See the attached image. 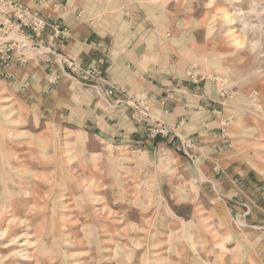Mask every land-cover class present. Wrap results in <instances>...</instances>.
<instances>
[{
    "label": "rangeland",
    "instance_id": "obj_1",
    "mask_svg": "<svg viewBox=\"0 0 264 264\" xmlns=\"http://www.w3.org/2000/svg\"><path fill=\"white\" fill-rule=\"evenodd\" d=\"M139 1L208 34L222 59L225 152L193 163L169 130L157 144L102 140L72 122L85 94L73 78L47 98L0 79V232L11 224L0 264H264L262 194L233 195L216 170L264 190V27L242 31L260 24L244 14L252 0Z\"/></svg>",
    "mask_w": 264,
    "mask_h": 264
},
{
    "label": "crops",
    "instance_id": "obj_2",
    "mask_svg": "<svg viewBox=\"0 0 264 264\" xmlns=\"http://www.w3.org/2000/svg\"><path fill=\"white\" fill-rule=\"evenodd\" d=\"M56 1L55 6H46L37 0H23L48 23L59 22L66 32L56 38L54 51L26 60L28 54L24 62L10 60L0 71L1 80L18 86L25 84L30 96L34 93V97L47 98L65 94V85L69 77L73 78V83L85 90V94L73 97L74 113L70 117L76 130H90L95 137L110 142L148 143L151 140L157 144L162 134H156V138L149 135L147 126L132 119L124 104L113 107L100 102L94 91L80 83L81 70L91 66L101 71L107 81L99 90L109 102L126 100L118 89L128 94L146 91L151 117L169 130L168 142L188 148L195 158L191 162H202L211 154L225 152V144L217 138L221 133H216L218 129L224 130L226 123L222 116L224 102L220 98L223 93L216 82L220 75L217 65L222 66V59L208 54V34H203L200 40L197 29L190 27L182 31V25L174 24L171 18L162 20L158 3ZM150 9L157 18L147 24ZM67 57L76 59L78 71L73 72L66 66ZM109 85L114 88L111 93ZM145 135L147 138L141 139ZM216 170L225 174L223 186L240 190L233 195L239 193L251 198L250 193H257L262 194L259 199H264V190L258 188L260 182L252 190L250 185L238 186L236 174L228 177L223 168Z\"/></svg>",
    "mask_w": 264,
    "mask_h": 264
},
{
    "label": "built area",
    "instance_id": "obj_3",
    "mask_svg": "<svg viewBox=\"0 0 264 264\" xmlns=\"http://www.w3.org/2000/svg\"><path fill=\"white\" fill-rule=\"evenodd\" d=\"M37 2L46 6H55L57 3L56 0H37ZM64 32L66 30L61 28L59 22L48 23L40 12L30 8L23 0H0V70L4 69L13 58L18 62H24L31 52H35V56L39 57L54 51L56 38L64 35ZM65 64L73 72L79 69L73 57H67ZM80 77V83L94 91L100 102L113 107L124 104L132 119L153 126L152 135L167 133L168 129L151 117L149 96L146 91L128 94L127 91L118 89L124 93L126 100L116 99L114 102H109L99 90L101 84H107L101 71L88 66L81 70ZM112 87L108 86L110 93L114 89Z\"/></svg>",
    "mask_w": 264,
    "mask_h": 264
},
{
    "label": "clouds",
    "instance_id": "obj_4",
    "mask_svg": "<svg viewBox=\"0 0 264 264\" xmlns=\"http://www.w3.org/2000/svg\"><path fill=\"white\" fill-rule=\"evenodd\" d=\"M246 14L249 17L255 18L260 21L259 25L246 24L242 31L247 32L250 29H254L257 26L264 27V0H252L250 7L246 10Z\"/></svg>",
    "mask_w": 264,
    "mask_h": 264
},
{
    "label": "bare ground",
    "instance_id": "obj_5",
    "mask_svg": "<svg viewBox=\"0 0 264 264\" xmlns=\"http://www.w3.org/2000/svg\"><path fill=\"white\" fill-rule=\"evenodd\" d=\"M132 153H134L135 151H131ZM4 210H6V212H9V209L8 208H4V209H2V210H0V212L2 213V214H5L4 212ZM12 222V221H11ZM10 222V223H11ZM9 231H11V224H8L7 226H6V228L4 229V230H2L1 232H0V239H2V238H4L5 236H7L8 235V233H9ZM16 240L18 239V238H15ZM11 241H12V239H11ZM10 244V243H9ZM24 244L25 243H23V244H21V246H24ZM20 253V254H19ZM26 253L24 252V251H22V252H20V251H16V250H14L12 253H10V258H16V257H20V256H24ZM6 260V259H5Z\"/></svg>",
    "mask_w": 264,
    "mask_h": 264
}]
</instances>
